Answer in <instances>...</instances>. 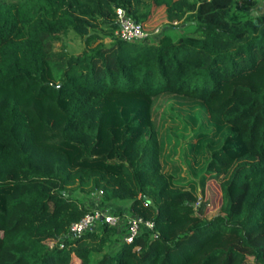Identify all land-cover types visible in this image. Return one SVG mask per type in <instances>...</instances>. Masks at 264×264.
<instances>
[{"label":"trees","instance_id":"16d2710c","mask_svg":"<svg viewBox=\"0 0 264 264\" xmlns=\"http://www.w3.org/2000/svg\"><path fill=\"white\" fill-rule=\"evenodd\" d=\"M258 1L0 0V264H264ZM160 5L194 28L115 34L117 7L144 28ZM69 31L79 54L54 46ZM75 192L154 231L107 250L105 222L68 236L90 210Z\"/></svg>","mask_w":264,"mask_h":264},{"label":"rangeland","instance_id":"374dc122","mask_svg":"<svg viewBox=\"0 0 264 264\" xmlns=\"http://www.w3.org/2000/svg\"><path fill=\"white\" fill-rule=\"evenodd\" d=\"M246 8L248 9L249 7H246ZM255 8H256L255 9L256 12L264 13V0L257 3L255 5ZM164 14L165 12H164L163 5L155 7V9H153L152 11V15L149 21L147 22L146 25H144V29L149 32H153L155 28H159L158 32L160 33L162 31L165 33L169 32L174 38H177L180 34L194 28V24L189 21L180 22L178 24H176L177 21H173L169 23L165 19ZM160 33H153L152 35L154 36L155 39H157ZM103 42L105 44H108L110 42V38L105 36ZM54 46L56 48L60 46H64L69 52L73 54H79L81 53L82 49L86 47V44L84 43L83 39L80 36L76 35L72 31H69L64 35H61L60 40H56L54 42ZM214 190L215 189H212L211 187H209L207 193L204 195V197L202 198L200 202V205H201L200 208L202 210L205 209L206 216H211L216 213V209L214 207L215 199L213 197V194L215 192ZM74 196L83 205L90 207V210L100 209V210H105L111 213H116V212L121 213V214L124 213L129 203L128 201H121V200H113V201L112 200L111 201L110 200L108 201L100 200L97 198L98 196L96 192H92L87 195L79 193V192H75ZM113 226L115 227V232L110 234L111 242L107 244L105 250L111 249V247L115 246L122 239L121 234L123 233L124 224L120 223L118 225H113ZM95 230H98V231L101 230L98 227V223L95 227ZM56 242L57 241L55 240L54 243Z\"/></svg>","mask_w":264,"mask_h":264},{"label":"built area","instance_id":"2783aa9c","mask_svg":"<svg viewBox=\"0 0 264 264\" xmlns=\"http://www.w3.org/2000/svg\"><path fill=\"white\" fill-rule=\"evenodd\" d=\"M116 20L118 26L115 34L128 41H151L155 39L152 34L159 33V28H155L153 32L145 30L138 21L127 14L121 7L116 8ZM100 222H105L110 225L123 223L124 230L122 238L126 242H131L136 235L144 230L154 231V221L151 219H144L128 211L121 214L118 212L111 213L105 210L93 209L87 211L80 219L72 222L66 234L71 237L80 236L86 230L96 227L97 223ZM54 241V239H51L49 243L53 244Z\"/></svg>","mask_w":264,"mask_h":264},{"label":"crops","instance_id":"0c3cea01","mask_svg":"<svg viewBox=\"0 0 264 264\" xmlns=\"http://www.w3.org/2000/svg\"><path fill=\"white\" fill-rule=\"evenodd\" d=\"M260 1H262V0H259L258 3H259Z\"/></svg>","mask_w":264,"mask_h":264}]
</instances>
